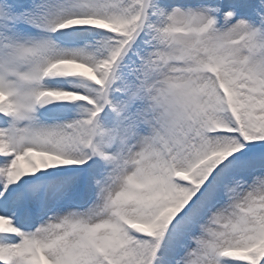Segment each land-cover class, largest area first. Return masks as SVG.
Masks as SVG:
<instances>
[{"label": "snow or ice", "instance_id": "obj_1", "mask_svg": "<svg viewBox=\"0 0 264 264\" xmlns=\"http://www.w3.org/2000/svg\"><path fill=\"white\" fill-rule=\"evenodd\" d=\"M0 264H264V0H0Z\"/></svg>", "mask_w": 264, "mask_h": 264}]
</instances>
